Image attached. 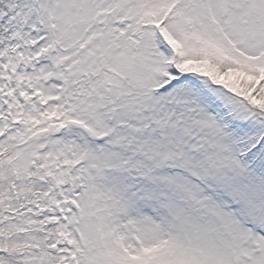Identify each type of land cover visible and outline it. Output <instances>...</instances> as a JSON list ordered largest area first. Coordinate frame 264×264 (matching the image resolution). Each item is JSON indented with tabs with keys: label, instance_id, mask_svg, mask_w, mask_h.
Masks as SVG:
<instances>
[{
	"label": "snow or ice",
	"instance_id": "snow-or-ice-1",
	"mask_svg": "<svg viewBox=\"0 0 264 264\" xmlns=\"http://www.w3.org/2000/svg\"><path fill=\"white\" fill-rule=\"evenodd\" d=\"M0 264H264V0H0Z\"/></svg>",
	"mask_w": 264,
	"mask_h": 264
}]
</instances>
